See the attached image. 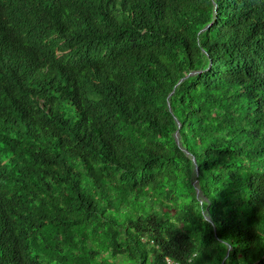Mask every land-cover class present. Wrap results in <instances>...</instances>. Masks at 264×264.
Here are the masks:
<instances>
[{"label":"trees","instance_id":"trees-1","mask_svg":"<svg viewBox=\"0 0 264 264\" xmlns=\"http://www.w3.org/2000/svg\"><path fill=\"white\" fill-rule=\"evenodd\" d=\"M45 2L0 0L61 35L0 54V264H264V0Z\"/></svg>","mask_w":264,"mask_h":264},{"label":"clouds","instance_id":"clouds-1","mask_svg":"<svg viewBox=\"0 0 264 264\" xmlns=\"http://www.w3.org/2000/svg\"><path fill=\"white\" fill-rule=\"evenodd\" d=\"M36 3L42 5L41 7H51V4L46 3L45 0H36ZM60 37L58 30L49 31L45 38L39 37L32 25L20 21L16 9L8 8L6 5L0 6V54L4 53L3 49L6 48V53L16 54L18 57L30 51H39L44 57L53 58L54 55L48 54V40H58ZM57 53L60 51L56 50ZM200 255L201 252H192L194 260Z\"/></svg>","mask_w":264,"mask_h":264},{"label":"water","instance_id":"water-1","mask_svg":"<svg viewBox=\"0 0 264 264\" xmlns=\"http://www.w3.org/2000/svg\"><path fill=\"white\" fill-rule=\"evenodd\" d=\"M169 110L171 111V109H170V107H169ZM175 121H176V123H177V125H178V127L180 126V123L178 122V120L175 118ZM174 137H175V139H176V141L178 142L179 141V135H178V130H176L175 131V133H174ZM187 153V152H186ZM192 161H193V163H194V171H195V173L197 174V167H196V162H195V159H194V157H192ZM195 174V175H196ZM192 183L195 185V187H196V191H197V194H199V188H198V186H197V179L195 178L193 181H192ZM207 219H209L208 217H206Z\"/></svg>","mask_w":264,"mask_h":264},{"label":"built area","instance_id":"built-area-1","mask_svg":"<svg viewBox=\"0 0 264 264\" xmlns=\"http://www.w3.org/2000/svg\"><path fill=\"white\" fill-rule=\"evenodd\" d=\"M166 262H167V264H175V263H173L171 260H169V259H166Z\"/></svg>","mask_w":264,"mask_h":264}]
</instances>
